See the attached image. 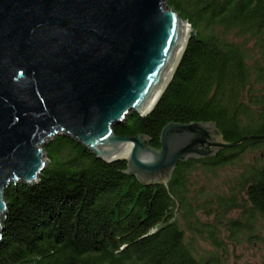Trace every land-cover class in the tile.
<instances>
[{"label":"trees","instance_id":"16d2710c","mask_svg":"<svg viewBox=\"0 0 264 264\" xmlns=\"http://www.w3.org/2000/svg\"><path fill=\"white\" fill-rule=\"evenodd\" d=\"M166 2L196 33L154 108L144 116L132 111L114 130L147 134L160 147L171 121H215L223 141L238 143L181 160L166 182L142 183L119 170L127 168L125 158L107 162L57 134L44 144L50 161L39 180L6 187L0 264H224L218 252H199L196 237L227 250L223 230L256 237V222L264 225L261 157L231 194L202 202L190 196L193 171L215 172L264 148V0Z\"/></svg>","mask_w":264,"mask_h":264},{"label":"water","instance_id":"95a60500","mask_svg":"<svg viewBox=\"0 0 264 264\" xmlns=\"http://www.w3.org/2000/svg\"><path fill=\"white\" fill-rule=\"evenodd\" d=\"M191 31L166 0H0V242L6 187L39 180L44 144L57 134L107 162L125 158L119 170L142 183L238 143L223 141L215 121H171L160 147L114 130L154 108Z\"/></svg>","mask_w":264,"mask_h":264},{"label":"rangeland","instance_id":"374dc122","mask_svg":"<svg viewBox=\"0 0 264 264\" xmlns=\"http://www.w3.org/2000/svg\"><path fill=\"white\" fill-rule=\"evenodd\" d=\"M263 152L264 148L256 151L248 150L241 155V158L235 164L220 166L215 172L206 171L203 168L193 171L190 177L192 182L190 185V196L193 199L199 195V200L202 202L208 200L216 193L231 194L232 188L239 184L237 181L249 164L259 160V157H261L259 161L264 162ZM46 157L48 156L46 155ZM200 188L205 190V193L200 194ZM242 191L238 190L237 195L239 200L244 202L245 194ZM199 213L203 219H207L206 214L202 211ZM214 217V215H210L207 220H214ZM255 226L258 228L256 237H249L248 232L238 236L235 233L232 236V233H229L228 230H223L222 237L227 250L216 249L209 242L196 237L198 251L218 252L224 264H264V225L263 222L257 221Z\"/></svg>","mask_w":264,"mask_h":264},{"label":"bare ground","instance_id":"6f19581e","mask_svg":"<svg viewBox=\"0 0 264 264\" xmlns=\"http://www.w3.org/2000/svg\"><path fill=\"white\" fill-rule=\"evenodd\" d=\"M170 79H171V78H170ZM170 79H169V80H170ZM168 82H169V81H168Z\"/></svg>","mask_w":264,"mask_h":264}]
</instances>
